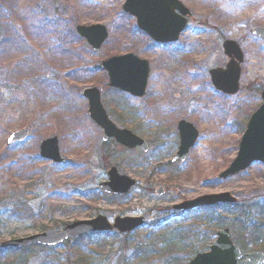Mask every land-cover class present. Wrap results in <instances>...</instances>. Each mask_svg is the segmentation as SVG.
Wrapping results in <instances>:
<instances>
[{
	"label": "rangeland",
	"instance_id": "1",
	"mask_svg": "<svg viewBox=\"0 0 264 264\" xmlns=\"http://www.w3.org/2000/svg\"><path fill=\"white\" fill-rule=\"evenodd\" d=\"M179 1L189 11L187 26L176 43L160 45L137 31L135 20L122 10L125 0H0V242L58 231L69 222L97 216L112 221L147 213L153 218L144 229L99 235L70 253L67 245L52 252L35 251L28 264H41L49 254L59 264L83 262L80 257L91 254L94 264H169L164 232L192 225L183 222L188 220L186 213L173 211V205L223 192L239 203L264 201L261 163L234 177L218 178L235 158L249 116L261 105L264 42L252 29L264 28V0ZM39 21L47 30L44 35L33 33V24L37 27ZM95 24L108 32L98 52L75 32L76 25ZM11 40L21 41L17 54L22 56L11 58L17 52ZM225 40L235 41L243 53L240 89L232 96L223 95L209 81L210 69H224L228 63L222 49ZM128 53L148 63L143 98L112 88L104 91L103 70L92 72L98 80L81 83L88 78L79 76L86 74L83 69ZM29 59L33 63L27 66ZM17 60L22 61V74L15 71ZM29 68L56 81V87L66 92L64 97L50 96L46 91L52 86L25 78ZM91 87L100 90L101 104L118 128L147 142L146 153L128 151L112 141L102 147L101 131L89 120L82 97V91ZM180 120L191 123L198 138L187 159L174 163ZM19 130H27L29 138L7 144L8 136ZM50 137L58 139L60 165L39 157V144ZM102 148L107 150L106 159ZM107 165L136 180L127 196L101 192ZM160 187L164 194L158 197ZM223 209L209 213L211 228L199 227L182 259L191 257L184 255L192 247L195 253L208 249L216 232L228 227L233 216ZM219 218L225 226L215 228ZM237 236L232 230L234 241Z\"/></svg>",
	"mask_w": 264,
	"mask_h": 264
},
{
	"label": "water",
	"instance_id": "2",
	"mask_svg": "<svg viewBox=\"0 0 264 264\" xmlns=\"http://www.w3.org/2000/svg\"><path fill=\"white\" fill-rule=\"evenodd\" d=\"M125 13L136 18L138 28L146 32L156 42L176 41L179 33L184 29L186 20L181 16L187 15V10L178 0H127L123 5ZM77 34L84 38L94 51L107 39L105 27L92 25L77 27ZM253 34L264 40V28L253 29ZM225 54L232 58L226 71H212L211 77L214 86L226 94H235L238 91L239 63L242 62V53L235 42L226 41L223 44ZM236 60L237 62H234ZM102 69L106 71L109 87L122 90L133 97L140 98L145 94L148 67L132 55L113 57L102 62ZM83 97L88 101L89 118L103 130V140L113 138L119 145L130 150L140 147L147 151L146 143L127 130H119L108 119L100 102V93L96 88L86 89ZM262 105L251 115L246 130L241 138L236 158L230 166L220 174V179H225L245 171L253 162L264 164V92L261 94ZM178 132L180 139L179 150L174 161L185 160L189 150L197 138L194 127L184 121L179 122ZM26 131L12 134L9 142H20L27 138ZM40 157L54 163H60L61 158L56 138L44 140L39 147ZM108 182L101 185L107 194L126 195L135 185L133 180L118 174L115 168L108 173ZM163 189L157 191L162 195ZM234 204L236 199L228 193L201 196L192 201L183 202L173 207L177 211H189L216 204ZM151 222L148 216L140 218H116L111 226L106 218L98 216L89 221H78L66 224L58 231L47 230L26 238L10 240L0 244V249L22 248L28 245L56 246L68 238L81 237L93 233L111 232L113 229L119 233H129ZM188 264H264V254L253 252L242 254L239 248L231 241V232L224 229L217 233L216 241L210 246L209 251L196 255Z\"/></svg>",
	"mask_w": 264,
	"mask_h": 264
},
{
	"label": "trees",
	"instance_id": "3",
	"mask_svg": "<svg viewBox=\"0 0 264 264\" xmlns=\"http://www.w3.org/2000/svg\"><path fill=\"white\" fill-rule=\"evenodd\" d=\"M36 24H37V27L35 26V24H33V28H34L33 33L37 35H40V34L44 35L47 33L44 22L39 21V22H36ZM11 41H9V43ZM19 43H21L20 40H18V42L12 41L11 46L15 48V51L17 50V52L10 54L12 59L16 57H20L17 54L18 52H20ZM25 63L27 66H30V64H32L33 61L31 63V59H29L25 61ZM15 71H18V73L22 74V61L17 60V67L15 68ZM27 71L29 72L25 76V78L33 79L34 82L36 83L40 82L42 84L52 86L48 88L46 91L48 95L50 96L53 95L56 97L58 96L62 97L64 95V91H61L63 89L58 86L56 87L57 83L53 79H51V77L41 75L40 71H37L35 69H33V72H31L32 69L30 70V68ZM82 73L87 74V75L86 74L79 75L81 76L82 79L88 77L86 80L81 81L82 84L89 83L91 78H95V80L99 79V77L97 78L95 74L93 75L92 71L83 69ZM56 120L58 121V119ZM60 121L62 122L63 118L60 119ZM223 207H224L223 210H225V208L227 209L225 210L224 214L230 213L233 216L231 219V223L228 224L227 226L230 227L235 232V234L238 235L237 237H235V241H236L235 243L239 245L243 251H246V252L253 251L252 249L264 251V201L254 202L252 204L248 202H244V203H239L237 205H232V206L229 205V206H223ZM216 209L217 207H213V208H208V209L197 210L194 212H188L186 214V218H188V220L183 221V222L190 221L192 222V225L190 224L188 227H185V228H182V226H177L176 228H173V229L172 228L167 229L164 232L166 233L164 234V236H166V239L164 242V247L166 246V250H167L166 256L171 257L169 259V264H182L186 261L185 259L181 258L183 257L181 255H183L184 250L189 248V246L191 245H188L187 247L185 245H187V242L189 244H192L193 240L197 239V236H198L197 231L199 230L200 226H202V229H205V231H209V228H211V224H212L211 217H213V216H210L209 213H213ZM217 221L218 223H216L215 228H221L225 226V224L222 223L221 218H219ZM249 240L251 241V243H248ZM79 241H82V240H75L74 242L78 243ZM177 241L181 243L182 247L179 248ZM74 242H73V245L69 244L67 245V248L65 247L68 253L74 250V247H77L76 243L74 244ZM32 249H33V253L31 252ZM169 249L171 250L174 249V251H169ZM36 250L37 251H47L46 248H40V247H33V248L28 247L25 249H18V250L10 251L11 255H8L9 251H0V253L5 254V255L0 254V264H28V262H30L32 254L34 256V252ZM52 250L53 249L50 248V250L48 251H52ZM190 250L191 251H188L187 254H190V253L194 254L196 252L195 247H192ZM171 252H174V255L176 257L173 255H170ZM176 254H179V255L177 256ZM92 256L93 254L83 255L80 258L84 259V261L80 262V260L78 259L76 262H74V264H82V263L83 264H94L92 261ZM50 257H52L50 254L46 256V258L43 259L41 264H59L57 262L53 263V260H51Z\"/></svg>",
	"mask_w": 264,
	"mask_h": 264
},
{
	"label": "bare ground",
	"instance_id": "4",
	"mask_svg": "<svg viewBox=\"0 0 264 264\" xmlns=\"http://www.w3.org/2000/svg\"><path fill=\"white\" fill-rule=\"evenodd\" d=\"M6 251H9V254H8V255H11V252H10V251H12V250H10V249H6Z\"/></svg>",
	"mask_w": 264,
	"mask_h": 264
}]
</instances>
